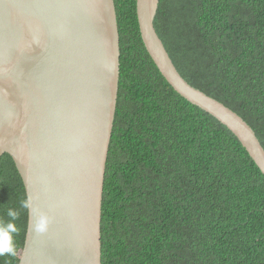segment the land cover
<instances>
[{
	"label": "trees",
	"instance_id": "1",
	"mask_svg": "<svg viewBox=\"0 0 264 264\" xmlns=\"http://www.w3.org/2000/svg\"><path fill=\"white\" fill-rule=\"evenodd\" d=\"M117 104L105 165L101 264H264V174L238 138L180 96L114 0ZM154 27L180 75L252 127L264 148V0H159ZM0 157V217L26 195ZM18 264L28 212L20 209Z\"/></svg>",
	"mask_w": 264,
	"mask_h": 264
},
{
	"label": "water",
	"instance_id": "2",
	"mask_svg": "<svg viewBox=\"0 0 264 264\" xmlns=\"http://www.w3.org/2000/svg\"><path fill=\"white\" fill-rule=\"evenodd\" d=\"M158 4L136 0L156 67L180 96L225 125L264 174V148L252 127L178 72L154 27ZM118 37L114 0H0V157L11 155L36 209L28 212L18 264H101ZM41 213L49 224L38 233Z\"/></svg>",
	"mask_w": 264,
	"mask_h": 264
},
{
	"label": "clouds",
	"instance_id": "3",
	"mask_svg": "<svg viewBox=\"0 0 264 264\" xmlns=\"http://www.w3.org/2000/svg\"><path fill=\"white\" fill-rule=\"evenodd\" d=\"M20 209L26 212H35L34 197L28 194L20 201L19 209L8 208L4 216L0 217V257L17 255V246L15 237L19 234L17 221L20 219ZM49 217L47 214L41 213L38 215L35 223V230L38 233H43L47 230Z\"/></svg>",
	"mask_w": 264,
	"mask_h": 264
}]
</instances>
